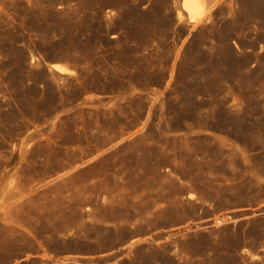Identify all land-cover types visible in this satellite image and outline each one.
<instances>
[{
    "label": "rangeland",
    "instance_id": "374dc122",
    "mask_svg": "<svg viewBox=\"0 0 264 264\" xmlns=\"http://www.w3.org/2000/svg\"><path fill=\"white\" fill-rule=\"evenodd\" d=\"M214 2L0 0V264H264V0Z\"/></svg>",
    "mask_w": 264,
    "mask_h": 264
},
{
    "label": "bare ground",
    "instance_id": "6f19581e",
    "mask_svg": "<svg viewBox=\"0 0 264 264\" xmlns=\"http://www.w3.org/2000/svg\"><path fill=\"white\" fill-rule=\"evenodd\" d=\"M215 0H182V9L186 12L187 17L189 19L190 22L192 23H198L201 20H203L206 16H208L211 12V10L215 7ZM178 17H181V13L178 12ZM177 59L174 60L172 67L175 68ZM53 70L59 72V73H65L66 70L65 68H63L61 65L59 64H55L52 66ZM69 176V174H62L56 178H53L51 181H49L48 183H45L44 185H42L43 187H47L49 186L51 183L55 184L58 183L60 181L65 180L67 177ZM26 200V196L22 197V198H18L14 201L13 205L20 207L23 202ZM106 201V197H104L102 199V202ZM0 213L4 214V215H11L12 213L10 212V205L9 204H3L0 208ZM82 211L83 213L90 217L93 215L94 213V209H93V205H87L82 207ZM13 216V214H12ZM180 231V230H178Z\"/></svg>",
    "mask_w": 264,
    "mask_h": 264
}]
</instances>
